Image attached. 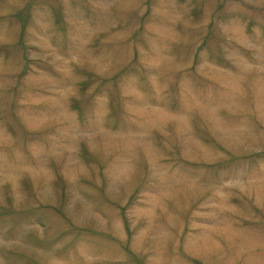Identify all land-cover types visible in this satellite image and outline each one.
Here are the masks:
<instances>
[{
    "label": "rangeland",
    "instance_id": "374dc122",
    "mask_svg": "<svg viewBox=\"0 0 264 264\" xmlns=\"http://www.w3.org/2000/svg\"><path fill=\"white\" fill-rule=\"evenodd\" d=\"M0 264H264V0H0Z\"/></svg>",
    "mask_w": 264,
    "mask_h": 264
}]
</instances>
